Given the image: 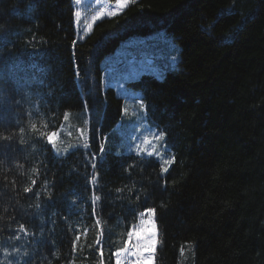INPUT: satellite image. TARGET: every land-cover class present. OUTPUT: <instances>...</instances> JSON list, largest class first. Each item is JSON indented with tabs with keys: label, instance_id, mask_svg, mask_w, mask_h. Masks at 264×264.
I'll use <instances>...</instances> for the list:
<instances>
[{
	"label": "trees",
	"instance_id": "obj_1",
	"mask_svg": "<svg viewBox=\"0 0 264 264\" xmlns=\"http://www.w3.org/2000/svg\"><path fill=\"white\" fill-rule=\"evenodd\" d=\"M75 12L73 0H0V133L13 134L0 140V264H115L148 207L155 264H264V0H140L83 41ZM160 29L181 47L178 67L129 84L168 132L163 179L155 156L100 153L123 114L102 59ZM75 110L91 146L58 156L41 133Z\"/></svg>",
	"mask_w": 264,
	"mask_h": 264
},
{
	"label": "rangeland",
	"instance_id": "obj_2",
	"mask_svg": "<svg viewBox=\"0 0 264 264\" xmlns=\"http://www.w3.org/2000/svg\"><path fill=\"white\" fill-rule=\"evenodd\" d=\"M139 1L135 0L129 6ZM75 8L81 14V23L76 26L77 37L79 36V39L83 41L92 30L84 31L83 35H78L80 28L89 23H92L94 27L97 22L113 17L108 16L107 13L116 10L118 5L116 0H81L79 5L75 4ZM126 9L127 7L119 11L118 14ZM101 14L103 15L101 16ZM97 16H101V18L93 21V18ZM173 58H175L174 61ZM180 58V45L165 29L148 35L131 36L104 56L101 62L103 87L105 89L113 87L117 96L123 100V109H127V116L123 112L117 127L115 126L105 135L102 142L104 152H114L119 155L136 153L130 149H134L137 144H140V134L148 135L145 132L146 128L158 127L150 120L147 109H140L142 93L134 89L128 82L139 79L144 73H151L162 79L168 71L178 67ZM66 114L68 119L64 120L63 124L54 131L57 133L56 148L60 150L58 156H66L71 151L82 148L79 146L83 144L84 139L81 137L79 129H83L88 137L87 113L84 110H75L68 111ZM141 147L147 146L141 145ZM170 154H174L172 148L171 153H164L166 156Z\"/></svg>",
	"mask_w": 264,
	"mask_h": 264
},
{
	"label": "snow or ice",
	"instance_id": "obj_3",
	"mask_svg": "<svg viewBox=\"0 0 264 264\" xmlns=\"http://www.w3.org/2000/svg\"><path fill=\"white\" fill-rule=\"evenodd\" d=\"M118 8L116 10H113L109 13H107L108 16H116L119 11L125 9L129 6L130 3L135 2V0H116ZM81 3V0H75V4L79 5ZM76 17V23L77 25H80V12L76 11L74 13ZM103 14H101L102 16ZM101 16H97L93 18V21L96 19H100ZM3 28L4 26L0 24V39L3 38ZM93 28V24L89 23L86 26H82L80 28V31L78 35H83L84 31L90 32ZM77 41L74 40L73 44L75 45ZM3 49L0 48V55H2ZM175 58H173V61ZM77 76H79V70L77 66ZM19 103V101H17ZM140 109L145 110L146 105L144 104L143 98L140 99ZM127 116V109L124 108L122 110ZM68 119V115L65 114L64 120ZM123 119V118H122ZM87 123V121H86ZM32 129H36L37 125L33 123L31 125ZM134 131V130H133ZM24 132V129H20V133L22 134ZM81 137H83L84 142L79 147H82L84 149L90 148V142L89 138L85 135L83 129H79ZM145 132L148 133V135H145L144 133L140 134V144H137L134 149L136 151V154L138 156L142 154H146L149 157L155 156L157 159V162L160 164V170H161V179H163V175L167 174L169 172V169L173 163H175L176 157L174 154H170L168 156L164 155V153H171V146L168 142V132L164 129H159L158 127H148L145 129ZM13 134H2L0 133V140H11ZM41 136L45 137L46 142L51 144L53 146V151L56 155L60 154V150L56 148V132L51 133H41ZM22 142V141H21ZM141 145H146L147 147H141ZM159 145V147H157ZM105 151L104 145L100 144V153L103 154ZM91 167L93 169L96 168L95 163V154H93V162L91 163ZM7 179V178H5ZM96 174L94 173L92 177L89 180V183L91 185L96 184ZM36 181L33 180L32 184H35ZM14 184V181H13ZM166 184V181H165ZM32 189L29 187L24 188L25 192H30ZM120 191V190H118ZM137 199H139V196H137ZM100 200V196L95 195L93 193L92 196V203H93V212H95V205L96 202ZM163 206V205H161ZM39 207V205H37ZM7 211V209H5ZM156 208L155 207H148L143 212H140L138 214L139 222L137 224H132L129 227V230L127 231L126 239L123 241V246L120 247L118 250L114 252L115 256V264H153L154 258H155V252L157 248V244L160 242L158 241V228L156 223ZM97 224L100 223L99 219L96 221ZM20 230L24 231L26 234L27 229L24 227V225H20ZM34 234V233H32ZM14 239H20V237L17 235L15 237H10ZM79 236L76 237V240H79ZM99 243V241H97ZM19 248L14 249V252L19 253ZM183 249H181V253H183ZM5 255H10V253H7L5 251ZM25 256L28 255L27 252L24 253ZM17 264H20V261H17Z\"/></svg>",
	"mask_w": 264,
	"mask_h": 264
},
{
	"label": "bare ground",
	"instance_id": "obj_4",
	"mask_svg": "<svg viewBox=\"0 0 264 264\" xmlns=\"http://www.w3.org/2000/svg\"><path fill=\"white\" fill-rule=\"evenodd\" d=\"M74 1V0H73ZM75 3V2H74ZM117 127V126H116Z\"/></svg>",
	"mask_w": 264,
	"mask_h": 264
}]
</instances>
